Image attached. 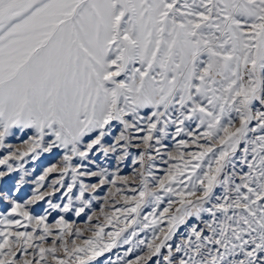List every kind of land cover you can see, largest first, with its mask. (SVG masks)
Listing matches in <instances>:
<instances>
[{"label": "snow or ice", "instance_id": "obj_1", "mask_svg": "<svg viewBox=\"0 0 264 264\" xmlns=\"http://www.w3.org/2000/svg\"><path fill=\"white\" fill-rule=\"evenodd\" d=\"M0 264H264V0H0Z\"/></svg>", "mask_w": 264, "mask_h": 264}, {"label": "rangeland", "instance_id": "obj_2", "mask_svg": "<svg viewBox=\"0 0 264 264\" xmlns=\"http://www.w3.org/2000/svg\"><path fill=\"white\" fill-rule=\"evenodd\" d=\"M12 142H13L14 144H17V145L19 144V140H13ZM50 162H54V161H51V159H50L49 157L45 156V157H42L41 160L36 161L35 163H30V164L28 165V167H29V168L35 167V168H36V172H37V174H39V173L42 172V170H43L46 166H48V164H49ZM130 171H131L130 168H125V169H124V172H123L122 174H128ZM44 207H46V205L43 204V203H41V205L36 209V211L39 212L40 214H42V210H43ZM54 215H55V214H54ZM73 218H74V219H77V222H78V223H81V224H82V223L84 222L83 220H80L79 218H75V217H73ZM142 235H143V234H142ZM127 247H128V246H124V247H122V248H120V249H114L112 254H107V253H106L105 255H106V257H107L108 255H112V258L115 259V253H116V252H119V253L122 255L123 252H124V250H125ZM129 258H132V257H129Z\"/></svg>", "mask_w": 264, "mask_h": 264}]
</instances>
